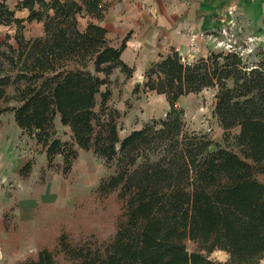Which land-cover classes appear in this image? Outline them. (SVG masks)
Here are the masks:
<instances>
[{"label": "trees", "instance_id": "trees-1", "mask_svg": "<svg viewBox=\"0 0 264 264\" xmlns=\"http://www.w3.org/2000/svg\"><path fill=\"white\" fill-rule=\"evenodd\" d=\"M104 2L21 0L13 8L0 0V25L16 29L15 44L0 40V121L14 113L36 151L47 155L43 175L69 177L80 151H91L115 168L95 196L119 203L109 237L62 231L52 249L19 264H213L214 250L230 254L231 264H258L264 258V48L255 62L236 50L194 61L174 47L161 54L138 87L165 96L170 109L122 136L111 76L119 70L129 79L135 68L123 60L125 41L116 45L108 37ZM22 10L27 16L17 17ZM26 21L43 23V33L25 36ZM208 88L217 89L214 116L226 146L186 128L177 105ZM58 122L69 138L60 136ZM34 164L29 159L21 175L27 178Z\"/></svg>", "mask_w": 264, "mask_h": 264}, {"label": "rangeland", "instance_id": "rangeland-1", "mask_svg": "<svg viewBox=\"0 0 264 264\" xmlns=\"http://www.w3.org/2000/svg\"><path fill=\"white\" fill-rule=\"evenodd\" d=\"M5 1L15 8L18 0ZM110 1L113 8L109 15L115 8L117 12L124 11V15L131 11L136 18L146 8L152 19L160 20L164 26L181 24L184 43L180 44L179 51L186 60L233 50L247 61L261 59L258 53L264 48V0ZM26 15L27 12H17V17ZM115 17L112 14L104 22L108 37L116 45L125 41L127 48V40L133 32L123 35L116 28ZM83 23L87 24V19H83ZM15 31V27L0 25V40L15 44ZM42 32L41 22H25L23 33L28 38ZM161 54L166 53L155 54V60ZM147 58L152 59L151 56ZM144 72L134 70L128 79L116 70L111 76L114 93L111 104L123 114L120 120L122 136L145 122L164 117L170 109L165 96L138 87L145 79ZM216 93L215 88L204 89L199 94L182 97L177 105L184 110L186 128L207 133L214 143L226 146L225 131L214 116ZM57 125L60 136L69 138V131L59 122ZM236 131L237 128L233 134ZM29 159H35V166L25 178L20 169ZM47 163V155L38 153L35 141L16 125L14 113L3 114L0 121V264H19L35 258L45 247L52 249L62 231L75 237L94 236L104 240L116 230L119 214L116 198L110 196L101 201L94 194L102 178L113 173L115 168L106 166L88 150L80 151L69 177L54 171L43 175L42 167ZM193 248L188 242V249L192 251ZM209 255L213 264H231L226 251L214 250ZM258 264H264V258Z\"/></svg>", "mask_w": 264, "mask_h": 264}, {"label": "crops", "instance_id": "crops-1", "mask_svg": "<svg viewBox=\"0 0 264 264\" xmlns=\"http://www.w3.org/2000/svg\"><path fill=\"white\" fill-rule=\"evenodd\" d=\"M19 1L21 0H18L15 5ZM130 1L127 2L131 3ZM110 2V0H105L104 2L109 6V8L106 11L105 19L102 23L105 26L106 30H108L104 22H107V20L109 19L108 17L112 16L113 14L114 16H116L115 23L117 25V30L122 31L123 35L128 34L129 31L133 32V34L127 40V48L124 52L123 59L127 64L134 67L135 70H137L138 72H144L145 69L148 68L152 63L151 61H155L156 57L160 53H168L171 51V49H173V47L178 51L180 50V44L184 43V35L181 24L164 26L159 23L160 20L152 19L150 14H148V9L146 8L142 10L143 13L140 12L142 13V15H140V17L137 16L136 18L132 16L131 11H128V14L124 15V11L117 12L115 8L113 13L109 15L111 13L110 11L113 8V6L110 5ZM20 12H27L28 14V10H22ZM153 13H155V11ZM131 16L133 18H131ZM155 54H157L156 57ZM150 56L153 60L151 58H147ZM135 65H137L138 67H135Z\"/></svg>", "mask_w": 264, "mask_h": 264}]
</instances>
